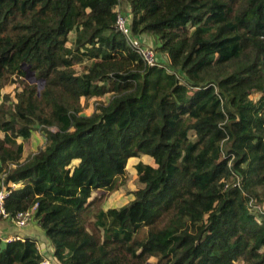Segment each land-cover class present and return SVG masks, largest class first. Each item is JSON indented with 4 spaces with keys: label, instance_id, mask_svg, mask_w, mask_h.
<instances>
[{
    "label": "trees",
    "instance_id": "16d2710c",
    "mask_svg": "<svg viewBox=\"0 0 264 264\" xmlns=\"http://www.w3.org/2000/svg\"><path fill=\"white\" fill-rule=\"evenodd\" d=\"M120 1L168 65L147 66L118 32ZM14 77L0 181L20 187L5 206L38 204L52 248L0 235V264H264L250 208L264 205V0H0V95ZM35 127L46 146L24 159ZM142 157L143 187L105 208Z\"/></svg>",
    "mask_w": 264,
    "mask_h": 264
},
{
    "label": "rangeland",
    "instance_id": "374dc122",
    "mask_svg": "<svg viewBox=\"0 0 264 264\" xmlns=\"http://www.w3.org/2000/svg\"><path fill=\"white\" fill-rule=\"evenodd\" d=\"M122 9H127L129 8V5L127 2H122ZM155 43H157V40L155 39ZM145 45H147L145 43ZM157 45V44H156ZM150 46V45H147ZM157 47V46H156ZM155 48V47H154ZM156 49V48H155ZM158 58L159 60L168 65V62L166 60L165 55H159L158 54ZM88 65V63H87ZM86 65L82 64L81 67H79L80 69H83ZM15 80V83H7L5 84V86L2 88L1 91V95H0V108H4L5 110H10L12 109V103L16 102V94H17V89L19 88V80L18 79H11ZM27 82H29L28 79H26ZM31 84V83H30ZM33 84L38 85L40 90L43 89L44 84L41 85L38 84V82H34ZM5 96H8L10 98V101L6 99ZM111 96L108 95L103 99H93L90 101H83L84 102V114L89 116L92 115L95 110L97 105L101 102V103H108L110 100ZM0 136H2V133L0 134ZM20 142H22V140H19ZM46 136L43 134V132L38 128L35 127L34 132H33V136L32 138L26 142L25 144V151H24V159L28 158L29 156H32L33 154L38 153L42 148H44L46 146ZM146 159V158H144ZM141 160H143V158H141ZM138 161L140 160H130L128 163V167H127V183L125 185V187H123L120 191L112 194L109 196L108 201L105 205V208H120L123 207L125 205H127L129 202H131L134 199V195L133 193L142 188L143 185L139 182L138 176H137V172L135 169V165L138 163ZM149 162L148 159H146L144 161ZM32 225L31 223L29 224V226ZM28 226V227H29ZM38 226V225H37ZM27 228V227H26ZM24 229V228H22ZM39 234H33L34 238L40 239L43 238V240H47L44 233L42 232V230L37 227ZM43 251L44 248H42ZM45 253H50L51 254V250L45 251ZM47 255V256H51V255ZM153 261V260H152ZM152 264V263H150ZM237 264H243V262H238Z\"/></svg>",
    "mask_w": 264,
    "mask_h": 264
},
{
    "label": "built area",
    "instance_id": "2783aa9c",
    "mask_svg": "<svg viewBox=\"0 0 264 264\" xmlns=\"http://www.w3.org/2000/svg\"><path fill=\"white\" fill-rule=\"evenodd\" d=\"M122 1L119 2L116 12V28L118 32L125 36L128 45L132 50L137 53L140 58L144 61L147 66H158L159 60L156 56L154 48L145 45L139 37H136L132 33L131 23H132V13L130 7L127 9H122ZM16 168V165H11L10 169ZM6 174L2 175L0 181V222L9 221L14 223L18 228H26L29 224L34 221V216L37 211L38 204L33 206L30 210L19 212L14 217H12L6 210L5 202L10 196L13 190L20 187L19 184H11L6 181ZM239 179V177H238ZM250 208L256 210L257 213L264 214V205H257L254 201H251ZM20 238H12L8 241L19 240ZM43 264H57L53 256H46Z\"/></svg>",
    "mask_w": 264,
    "mask_h": 264
},
{
    "label": "crops",
    "instance_id": "0c3cea01",
    "mask_svg": "<svg viewBox=\"0 0 264 264\" xmlns=\"http://www.w3.org/2000/svg\"><path fill=\"white\" fill-rule=\"evenodd\" d=\"M140 39L144 44L146 43L147 45H150V47H152V48L157 46L155 43V38L152 36H143ZM142 158H143V160H141V159H131V160H140V161L144 162L146 159H148L149 162H146V163L148 164L151 162V159L149 157H142ZM144 158H146V159H144ZM37 227H38L37 224L35 222H33L32 225H30L29 227L24 228V229H20L14 223H11L9 221H1L0 222V235L3 238V240L6 242L9 239L17 238V237L20 239L33 238V239H36L38 241L39 248H41V249L44 248L45 251L50 250L52 248V246L50 245V242L48 241L47 238H46L47 240L45 241V240H43V238L38 239V237L37 238L33 237V234H39ZM44 235H45V233H44ZM45 251H43V253H45Z\"/></svg>",
    "mask_w": 264,
    "mask_h": 264
},
{
    "label": "water",
    "instance_id": "95a60500",
    "mask_svg": "<svg viewBox=\"0 0 264 264\" xmlns=\"http://www.w3.org/2000/svg\"><path fill=\"white\" fill-rule=\"evenodd\" d=\"M27 69V79L29 80V83L33 84L34 82H38V84L42 85L44 84V82H42L41 80H37L36 79V75H35V72H31L29 67L26 68ZM150 264V263H148Z\"/></svg>",
    "mask_w": 264,
    "mask_h": 264
}]
</instances>
